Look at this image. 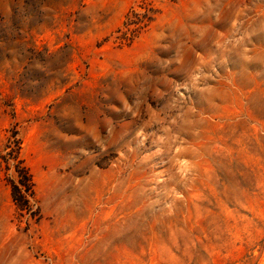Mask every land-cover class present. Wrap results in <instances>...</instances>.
<instances>
[{
	"label": "rangeland",
	"instance_id": "374dc122",
	"mask_svg": "<svg viewBox=\"0 0 264 264\" xmlns=\"http://www.w3.org/2000/svg\"><path fill=\"white\" fill-rule=\"evenodd\" d=\"M0 264H264V0H0Z\"/></svg>",
	"mask_w": 264,
	"mask_h": 264
}]
</instances>
